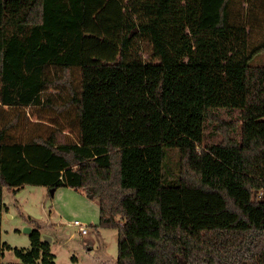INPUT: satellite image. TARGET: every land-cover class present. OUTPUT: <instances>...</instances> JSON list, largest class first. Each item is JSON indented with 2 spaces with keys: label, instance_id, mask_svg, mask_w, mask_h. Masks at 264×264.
Masks as SVG:
<instances>
[{
  "label": "trees",
  "instance_id": "obj_1",
  "mask_svg": "<svg viewBox=\"0 0 264 264\" xmlns=\"http://www.w3.org/2000/svg\"><path fill=\"white\" fill-rule=\"evenodd\" d=\"M263 52L264 0H0V212L6 188L70 187L116 264H264ZM220 110L240 125L210 143ZM28 221L0 264H57Z\"/></svg>",
  "mask_w": 264,
  "mask_h": 264
},
{
  "label": "rangeland",
  "instance_id": "obj_2",
  "mask_svg": "<svg viewBox=\"0 0 264 264\" xmlns=\"http://www.w3.org/2000/svg\"><path fill=\"white\" fill-rule=\"evenodd\" d=\"M142 55L144 59H151L146 51ZM251 65L264 66V52L257 55ZM29 113L28 117H24L28 122L23 124L28 130L34 127L30 125L31 122L41 119ZM214 115L206 131V141L210 143L220 141L232 131L228 129L220 132V122L226 127L225 123L240 125L239 112L236 110H220L214 112ZM47 116L49 115L45 116V120L49 119ZM56 120L66 134L74 136V129L69 127L65 119L56 117ZM240 134L241 129L238 126L231 136L239 140ZM4 202L8 210L0 212V239L12 248L31 249L29 233L26 232L27 227L33 226L28 221L31 218L41 224L43 239L45 236L51 239L48 242L57 264H116L118 230L100 226L98 202L87 198L83 191L59 187L52 195L47 187L25 185L16 193L6 188ZM76 220L87 226V235L79 233L78 227L74 225ZM3 262L11 264L19 263V260L13 250H10L6 252Z\"/></svg>",
  "mask_w": 264,
  "mask_h": 264
},
{
  "label": "built area",
  "instance_id": "obj_3",
  "mask_svg": "<svg viewBox=\"0 0 264 264\" xmlns=\"http://www.w3.org/2000/svg\"><path fill=\"white\" fill-rule=\"evenodd\" d=\"M74 225L76 226V227H78V229H79V233L81 234V235H87L88 234V228H87V226L85 225V224H83V223H81L80 221H75L74 222Z\"/></svg>",
  "mask_w": 264,
  "mask_h": 264
},
{
  "label": "water",
  "instance_id": "obj_4",
  "mask_svg": "<svg viewBox=\"0 0 264 264\" xmlns=\"http://www.w3.org/2000/svg\"><path fill=\"white\" fill-rule=\"evenodd\" d=\"M54 192H55V189H52V190H51V194L53 195ZM31 230H32L31 227H27V228H26V232H28V233H30ZM44 239L47 240V241H50V240H51V239H50L49 237H47V236H45Z\"/></svg>",
  "mask_w": 264,
  "mask_h": 264
}]
</instances>
